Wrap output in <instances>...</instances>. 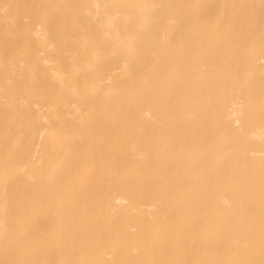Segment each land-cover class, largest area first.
<instances>
[{
    "label": "bare ground",
    "instance_id": "bare-ground-1",
    "mask_svg": "<svg viewBox=\"0 0 264 264\" xmlns=\"http://www.w3.org/2000/svg\"><path fill=\"white\" fill-rule=\"evenodd\" d=\"M0 264H264V0H0Z\"/></svg>",
    "mask_w": 264,
    "mask_h": 264
}]
</instances>
